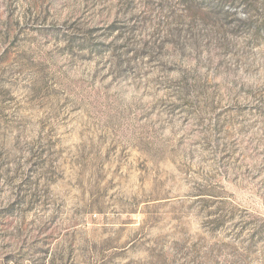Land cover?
<instances>
[{
	"label": "rangeland",
	"instance_id": "rangeland-1",
	"mask_svg": "<svg viewBox=\"0 0 264 264\" xmlns=\"http://www.w3.org/2000/svg\"><path fill=\"white\" fill-rule=\"evenodd\" d=\"M0 264H264V0H0Z\"/></svg>",
	"mask_w": 264,
	"mask_h": 264
}]
</instances>
